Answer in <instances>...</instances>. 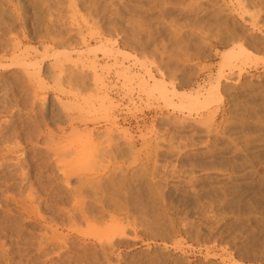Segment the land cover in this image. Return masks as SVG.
I'll return each mask as SVG.
<instances>
[{
	"label": "rangeland",
	"instance_id": "374dc122",
	"mask_svg": "<svg viewBox=\"0 0 264 264\" xmlns=\"http://www.w3.org/2000/svg\"><path fill=\"white\" fill-rule=\"evenodd\" d=\"M7 1L0 0V20L5 19L0 21L1 29L14 32L7 33V37L16 35L21 40L20 25H24L27 40L21 41V48L25 46L31 52L32 61L42 59V77L46 80L28 82L20 67L11 69L0 61V148L14 150L4 151L7 161H1L7 167L0 168V264H51L38 251L42 227L35 219L43 216L60 221L70 205L83 204L122 207L121 211L111 207L115 218L124 224L129 220L136 223L135 227L126 226L124 245L105 251L104 264H264V0ZM7 37L0 38L2 45H6ZM239 47L240 53L235 51ZM229 54L236 58L230 56V62L223 61ZM117 67L133 73L130 82L117 73ZM58 69L61 73L55 78L53 72L56 74ZM141 82H145L143 88L139 87ZM154 83L168 92L160 93ZM89 93L95 97L107 95L112 101L113 105H108L111 108H105L107 116L100 101H96L98 106L95 97L89 99ZM208 93V105L192 103L193 106L187 98ZM81 94L90 101L94 99L93 105L89 101L85 106L92 110L98 106L95 114H101H89L91 121L93 117L96 121H86L87 126L81 128L91 129L100 147L109 141L117 143L125 157L99 155L96 164L85 165L66 153L68 157L62 155L58 166L45 153L29 150L38 125L48 119L66 123L67 111L76 116L75 111L65 108L74 101L82 103ZM53 96H57L59 105L54 101L48 114L44 104ZM18 143L30 151L27 161L20 162L23 174L22 168L14 167V161H10L15 155L21 157L14 148ZM61 166L71 179L67 183H63ZM74 167L80 169L74 173ZM108 168L112 171L107 172ZM125 214L129 219L124 218ZM82 224L78 226L81 230L87 227ZM91 247L86 250L91 252L87 258L80 257L82 250L80 254L72 252L65 263L92 264L98 259L103 264V258L99 259L102 253ZM97 261L94 264H100Z\"/></svg>",
	"mask_w": 264,
	"mask_h": 264
},
{
	"label": "bare ground",
	"instance_id": "6f19581e",
	"mask_svg": "<svg viewBox=\"0 0 264 264\" xmlns=\"http://www.w3.org/2000/svg\"><path fill=\"white\" fill-rule=\"evenodd\" d=\"M4 1V0H3ZM7 1V0H6ZM14 1V0H13ZM24 1V0H23ZM20 2V1H19ZM237 2V1H236ZM7 3H9V1H7ZM15 3V2H14ZM18 3V2H17ZM241 3V2H240ZM10 4V3H9ZM26 4V3H25ZM12 5V4H11ZM239 5V4H238ZM257 5V4H256ZM248 6V5H247ZM247 6H246V9H247ZM251 6V5H250ZM262 6V5H261ZM1 7V6H0ZM216 7V6H215ZM253 7V6H252ZM262 7H264V6H262ZM8 8V7H7ZM14 8V7H13ZM214 8V7H213ZM243 8V7H242ZM15 9V8H14ZM7 10V9H6ZM22 10V9H21ZM31 10V9H30ZM252 10V9H251ZM213 11H215V10H213ZM19 12V11H18ZM17 12V13H18ZM232 12V11H231ZM16 13V12H15ZM2 14V13H1ZM13 14V13H12ZM255 14V13H254ZM19 15V14H18ZM23 15V14H22ZM33 15V14H32ZM10 16V15H9ZM25 16V15H24ZM23 16V17H24ZM256 16V15H255ZM2 17V16H1ZM0 17V18H1ZM3 17H5V16H3ZM14 17H16L15 19L17 20V19H19V16H14ZM21 17V16H20ZM23 17H21V18H23ZM10 18V17H9ZM20 18V19H21ZM41 18H42V16H41ZM219 18V17H218ZM254 18V17H253ZM4 20L5 19H3L2 18V20H0V21H3L4 22ZM23 20V19H22ZM40 20V19H39ZM194 20H195V18H194ZM1 23V22H0ZM95 22H93L92 23V25L94 24ZM4 24V23H3ZM96 24V23H95ZM197 24V23H196ZM5 25V24H4ZM192 25V24H191ZM198 25V24H197ZM17 26V25H16ZM24 25L23 24H21L20 25V34H21V40L19 39V40H17V37H16V35H14V37H11V36H8L7 37V33H10L11 31L9 30V29H1V25H0V36L2 37V36H5V37H7L6 38V45H2V42H1V40H0V61H1V63L2 62H4L3 63V65L4 66H9V68H11V69H13V68H15V67H20L19 69H22V72H23V74L25 75V77L26 78H28L27 79V81L29 82V80L31 81L32 79H34V81H36V82H39V83H41L42 82V80H46V78H44V77H42L43 76V72L41 71V62H42V59H39L38 61L36 60V61H32L31 59V55L29 54V53H31V52H29V51H27L26 50V47L24 48L23 46V48H21V45H20V43H21V41H23V40H27V36H26V30H25V28L23 27ZM228 26V25H227ZM230 26V25H229ZM42 27V26H41ZM177 27H178V25H177ZM180 27V26H179ZM198 27V26H197ZM206 27V26H205ZM210 27V26H209ZM45 28V27H44ZM50 28V27H49ZM192 28V27H191ZM11 29V28H10ZM15 29V28H14ZM13 29V30H14ZM56 29V28H55ZM60 29V28H59ZM110 29V28H109ZM114 29V28H113ZM128 29V28H127ZM131 29V28H130ZM129 29V30H130ZM230 29V28H229ZM232 29V28H231ZM234 29V28H233ZM120 30V29H119ZM201 30V29H200ZM204 30V29H203ZM62 31V30H61ZM114 31V30H113ZM126 31V30H125ZM205 31V30H204ZM218 31V30H217ZM28 32V31H27ZM89 32H90V30H89ZM98 32V31H97ZM137 32V31H136ZM201 32V31H200ZM199 32V33H200ZM12 33H14V32H12ZM12 33H10V35L12 34ZM59 33V32H58ZM122 33V32H121ZM192 34V33H191ZM119 35V34H118ZM127 36V35H126ZM131 36V35H130ZM231 36V35H230ZM0 37V38H1ZM20 37V36H19ZM79 37V36H78ZM90 37H91V35H90ZM133 37V36H132ZM65 38V37H64ZM119 38V37H118ZM2 39V38H1ZM57 39V38H56ZM88 39V38H87ZM140 40V39H139ZM84 41V40H83ZM125 41V40H124ZM99 42V41H98ZM134 42V41H133ZM127 43V42H126ZM131 43V42H130ZM137 43V42H136ZM5 44V43H4ZM82 44H83V42H82ZM98 44V43H97ZM53 45V44H52ZM63 45V44H62ZM76 45H78V44H76ZM75 45V46H76ZM100 45V44H99ZM28 46V45H27ZM44 46V45H43ZM49 46V45H48ZM64 46V45H63ZM62 46V47H63ZM29 47V46H28ZM68 47V46H67ZM137 47V46H136ZM242 47V46H241ZM31 49H32V47H30ZM29 48V49H30ZM43 49H44V47H42ZM41 48V49H42ZM91 48H93V47H91ZM238 48V47H237ZM30 49V50H31ZM67 49V48H66ZM89 49V48H88ZM87 49V50H88ZM95 48H93V53L94 52H96V50H94ZM97 51H99V49L100 48H98L97 47ZM107 49H109V48H107ZM111 49V48H110ZM109 49V50H110ZM232 49H234V48H232ZM240 49H242V48H240L239 47V49L238 50H235V51H238L239 53H240ZM109 50H107L108 51V53L110 54L111 52H112V50L113 49H111V52H109ZM37 51V50H36ZM60 51V50H59ZM59 51H56L57 52V54H59V55H61L60 53H59ZM62 51V50H61ZM60 51V52H61ZM75 51V50H74ZM90 51V50H89ZM234 51V50H233ZM33 52H35V51H33ZM39 52V51H38ZM41 52V51H40ZM40 52H39V54H40ZM54 52V51H53ZM63 52V51H62ZM65 52H66V50H65ZM72 52V51H71ZM79 52V51H78ZM81 52H83V51H81ZM80 52V53H81ZM85 52V51H84ZM87 52V51H86ZM85 52V53H86ZM91 52V51H90ZM114 52H116L115 50H114ZM245 51H244V48H243V53H244ZM67 53H69V50H68V52ZM92 53V54H93ZM237 53V52H236ZM33 54V53H32ZM36 54V53H35ZM45 54V53H44ZM82 54V53H81ZM42 55V54H41ZM40 55V56H41ZM52 55V54H51ZM50 55V56H51ZM65 55V54H64ZM103 55V54H102ZM43 56V55H42ZM46 56L47 57H49V55H47L46 54ZM62 56H63V53H62ZM78 56V55H77ZM76 56V57H77ZM231 55L229 54V55H227V56H224L223 57V61H226V62H230V60L229 59H231V57H234V55L233 56H231ZM241 56V55H240ZM36 57V56H35ZM64 57V56H63ZM93 57H96V56H94L93 55ZM56 58H59V57H56ZM113 58H115L114 56H113ZM236 57H234L233 59H235ZM246 58V57H245ZM36 59H37V57H36ZM45 59V58H44ZM64 59H66V58H64ZM70 58H68V60H69ZM121 59V58H120ZM61 60V59H60ZM67 60V59H66ZM76 60H77V58H76ZM81 60V59H80ZM88 60V59H87ZM86 60V61H87ZM91 60H92V58H91ZM90 60V61H91ZM227 60H229V61H227ZM232 60V59H231ZM8 62V64H6L5 65V62ZM31 61H32V63H31ZM58 60H56L55 62H57ZM63 61V60H62ZM61 61V62H62ZM77 61H79V60H77ZM66 62V61H65ZM73 62V61H72ZM51 63V62H50ZM60 63V62H59ZM64 63V62H63ZM75 63V62H74ZM88 63V62H87ZM91 63H93L92 61H91ZM91 63H89V64H91ZM104 63V62H103ZM57 64V63H56ZM99 64V63H98ZM120 64V63H119ZM119 64H116L117 66L119 65ZM228 64V63H227ZM230 64V63H229ZM3 65H0V67H2ZM60 65H62V63L61 64H59V66ZM76 65V64H75ZM100 65V64H99ZM115 65V66H116ZM51 66V65H50ZM106 66V65H105ZM123 66V65H122ZM233 66V65H232ZM48 67V66H47ZM94 67V66H93ZM120 67V66H119ZM127 67V66H126ZM51 68V67H50ZM95 68V67H94ZM99 68V67H98ZM101 68V67H100ZM118 68V67H117ZM61 69V68H60ZM60 69H58V72H56V74L53 72V76L56 78V77H58L59 76V73H61V70ZM93 69V68H92ZM96 69V68H95ZM119 69V68H118ZM127 68H123V67H121L119 70H117L118 72V74L119 75H121V76H123L124 77V79H131V76H132V74H129L128 72L129 71H127L126 70ZM100 70V69H99ZM54 71V70H53ZM109 71V70H108ZM108 71H106V73L108 72ZM147 71V70H146ZM15 72V71H14ZM21 72V71H20ZM149 72V71H148ZM22 74V73H21ZM94 74V73H93ZM150 74H152V73H150ZM136 75H137V73H136ZM136 75H134L135 76V78H136ZM46 76V75H45ZM53 76H50V77H52L53 78ZM98 76V75H97ZM49 77V78H50ZM94 78H95V76H93ZM100 77V76H99ZM150 77V76H149ZM151 77H153L152 75H151ZM59 78V77H58ZM134 78V79H135ZM5 79V78H4ZM69 79H70V77H69ZM98 79V78H97ZM133 78H132V80H134ZM137 79V78H136ZM135 79V80H136ZM52 80V79H51ZM67 80V79H66ZM98 80H102V79H98ZM134 80V81H135ZM142 80V82H143V79H141ZM140 79L139 80H136V82L137 81H141ZM162 80V79H161ZM26 81V80H25ZM33 81V80H32ZM23 82V81H22ZM27 82V83H28ZM36 82H35V84H36ZM52 82V81H51ZM128 82H130V80H128ZM127 82V83H128ZM142 82H141V86H139L138 85V83H137V85L141 88L142 86H144L145 85V82H144V85L142 84ZM154 82H157V80H155ZM161 82V81H160ZM159 82V86L161 87V83ZM30 83H32V82H30ZM147 83V82H146ZM25 84H26V82H25ZM55 84H57V83H55ZM100 84V83H99ZM155 85H157V83H154ZM33 85V84H32ZM38 85V84H37ZM41 85V84H40ZM71 85V84H70ZM152 85H153V83H152ZM34 86V85H33ZM42 86V85H41ZM93 86H94V83H93ZM213 86V85H212ZM8 87V86H7ZM36 87V86H35ZM44 87H45V85H44ZM130 87V86H129ZM153 87H155V86H153ZM157 87H158V85H157ZM163 87V86H162ZM161 87V88H162ZM104 88V87H103ZM143 88V87H142ZM145 88H146V86H145ZM148 88V87H147ZM152 87H150V89H151ZM149 89V88H148ZM149 89V90H150ZM215 89V88H214ZM7 90V89H6ZM97 90V89H96ZM99 90V89H98ZM100 90H101V88H100ZM99 90V91H100ZM129 90V89H128ZM143 90V89H142ZM142 90L140 89V91L142 92ZM152 90V89H151ZM158 90L160 91V93H162V92H165V91H162V90H160L159 89V87H158ZM165 90V89H164ZM211 90V89H210ZM103 91V90H102ZM105 91V90H104ZM131 91V90H130ZM147 90H145V92H146ZM162 91V92H161ZM171 91H173V90H171ZM206 91V90H205ZM98 92V91H97ZM168 92V91H167ZM167 92H165V93H167ZM170 92V91H169ZM174 92H176V91H174ZM6 93V92H5ZM32 93H34V91L32 92ZM102 93V92H101ZM100 93V94H101ZM143 93V92H142ZM171 93V92H170ZM13 94H15V93H13ZM98 94V93H97ZM96 94V95H97ZM99 94V96L98 97H95L93 94L92 95H90V93H89V99H90V97L91 96H93V97H95L96 99H95V102L96 101H100V105L102 106L101 107V109L103 108V110H105V108L107 107H109V106H112V105H110L111 103L110 102H112V101H110V99L107 97V95H104V94H101L100 95ZM197 94V93H196ZM9 95V94H8ZM43 95L45 96V93H43ZM42 95V96H43ZM173 95V94H172ZM172 95H170V96H172ZM180 96H181V94H179ZM30 96V95H29ZM71 96H73L72 94H71ZM76 96V95H75ZM165 96V95H164ZM185 96H187V95H185ZM211 95H210V93H208L206 96H203V97H201V96H191L190 98L189 97H187L188 99H189V101L191 102V104L193 103L194 105L195 104H206L209 100V97H210ZM213 97H214V94L212 95ZM40 97V96H39ZM57 97V96H56ZM56 97H54L53 96V98L51 97V99H48V103H46V104H44V100L42 101V104H44V105H46L47 107V110H48V114L51 112V106L54 104V101L56 102L57 101V104H58V102H59V99L58 98H56ZM84 96H82V94H81V96H80V100L79 101H81V99H83V102L82 103H75L74 104V102H73V104H72V106H69L68 108H65L66 110L65 111H67V110H73V111H75L76 112V116H73V114L71 115V113H69L68 111L65 113L64 112V116L67 118V120H66V123H63V124H61L60 122H53V121H51L50 119H48V120H43L42 122H43V124H42V126H40V125H38L37 126V130H36V135H35V139H34V142H33V144H32V146H30V148H29V150L31 151V149H32V151H38L39 153H45L46 155H44V156H50V157H52L54 160H52V161H55L56 163L55 164H57L60 160H61V156L62 155H64V154H72L73 156H75L74 157V160H77L76 162H78V163H80V164H82V162H83V164H92L95 160L97 161L99 158H100V156H104V157H106V158H108V156L109 157H116V156H122V155H124L125 153L123 152L124 150H122L121 149V147L119 148L118 147V145H116V144H111L110 143V141L109 142H107L106 140V142H107V144L105 145V146H103V147H100L101 146V144H100V142H94V139H93V133H92V131H91V129H89L90 131H87L86 130V128H81V126L82 125H84V127L85 126H87V123H86V121L87 122H90L91 121V116L93 115L92 114V112H94V114H95V110H97V108L96 107H98L99 105H98V102H96L97 103V105L98 106H96L95 107V110H92L90 107H89V109H88V106H85L86 105V103H88L90 100H88L87 98L85 99V97L83 98ZM20 98V97H19ZM34 98V97H33ZM75 98V97H74ZM77 98V97H76ZM75 98V99H76ZM92 98V97H91ZM186 98V97H185ZM98 99V100H97ZM109 99V100H108ZM181 99H183V98H181ZM17 100H18V98H17ZM92 100H94V99H91V101ZM77 101V100H76ZM90 101V102H91ZM9 102V101H8ZM71 102V101H70ZM212 102V101H211ZM72 103V102H71ZM92 103V102H91ZM108 103V104H107ZM180 103V102H179ZM210 103V102H209ZM41 104V105H42ZM56 104V103H55ZM60 104H61V102H60ZM64 104V103H63ZM69 104V103H68ZM94 104V102L92 103V105ZM107 104V105H106ZM183 104V103H182ZM192 104V105H193ZM59 105V104H58ZM67 105V104H66ZM89 105V104H88ZM91 105V104H90ZM89 105V106H90ZM91 105V106H92ZM109 105V106H108ZM180 105H181V103H180ZM185 105V104H184ZM193 105V106H194ZM203 105V106H204ZM206 105H208V104H206ZM35 106V105H34ZM40 106V105H39ZM68 106V105H67ZM66 106V107H67ZM191 106V105H190ZM25 107V106H24ZM181 107V106H180ZM206 107V106H205ZM100 108V107H99ZM107 108H106V110H107ZM111 107H109L108 109H110ZM184 108V107H183ZM195 108V107H194ZM199 108V107H198ZM7 109V108H6ZM94 109V108H93ZM190 109V108H189ZM62 110V109H61ZM106 110L103 112L104 114H105V116H107L106 115ZM9 111V110H8ZM98 111V110H97ZM96 111V112H97ZM110 111V110H109ZM12 112H14V111H12ZM18 112V111H17ZM99 112V111H98ZM100 112H101V110H100ZM11 114V113H10ZM42 114V113H41ZM89 114H92V115H90L89 116ZM104 114H102V115H104ZM108 114V113H107ZM34 115V114H33ZM39 115V114H38ZM75 115V114H74ZM96 115V114H95ZM97 115H101V114H97ZM97 115H96V117H97ZM64 117V118H65ZM90 118V119H87V118ZM36 118V117H35ZM45 118V117H44ZM79 119V120H77V119ZM94 118V120H95V117H93ZM20 120V119H19ZM76 120L77 121H79V123L78 122H76ZM90 120V121H89ZM93 120V121H94ZM35 121V120H34ZM93 121H91V122H93ZM96 121V120H95ZM5 123V122H4ZM35 123V122H34ZM82 123V124H81ZM35 129V128H34ZM86 130V131H85ZM5 131V130H4ZM31 131V130H30ZM1 132V131H0ZM26 133V132H25ZM33 133H35V132H33ZM9 134V133H8ZM5 136V135H4ZM10 136V135H9ZM95 136V135H94ZM97 137V136H96ZM99 137V136H98ZM101 137V136H100ZM10 138V137H9ZM26 138V137H25ZM2 140H4V141H9V139L7 138V137H2L1 138ZM33 139V138H32ZM107 139H109V138H107ZM14 140V139H13ZM18 142V141H17ZM16 142V143H17ZM112 142H113V140H112ZM13 143V142H12ZM4 145H5V143H4ZM15 145V144H14ZM14 145H10V146H13L14 147ZM17 145V144H16ZM37 145H39L38 147H37ZM100 145V146H99ZM19 143H18V145H17V147L15 146L14 148H17L18 150H19V153L21 154V157H23V158H21V157H19V156H17L16 157V155H15V157H14V159L11 157V159H13V160H10V161H14V167H17V168H19L21 165V161H22V164H23V161L25 162V161H27V159H26V157H27V154H28V149L26 150V147L24 146V147H22V146H20V148H19ZM6 147H8L7 145H6ZM5 147V148H6ZM223 147V146H222ZM4 148V149H5ZM6 150V151H5ZM5 150H3V148L1 149L0 148V168L1 167H3V169L5 168V167H7V164L4 162L6 159H4V151L5 152H12V151H14V150H12L10 147L9 148H6ZM17 151V150H16ZM29 151V152H30ZM126 151V150H125ZM18 152V151H17ZM183 152V151H182ZM249 152V151H248ZM16 154V153H15ZM18 154V153H17ZM66 154V155H67ZM179 154H180V152H179ZM231 154V153H230ZM250 154V153H249ZM19 155V154H18ZM43 155V154H42ZM100 155V156H99ZM176 155H177V153H176ZM37 156V155H36ZM221 156V155H220ZM6 157V156H5ZM67 157H68V155H67ZM71 157V156H70ZM69 157V158H70ZM98 157V159H96ZM104 157H102V158H104ZM124 157H125V155H124ZM177 158H178V156H176ZM21 158V159H20ZM52 158H50V159H52ZM111 158H109V160L111 159ZM118 158V157H117ZM49 159V160H50ZM65 160H67L66 158H64ZM63 159V160H64ZM262 159H264V158H262ZM1 160H4V161H1ZM102 160V159H101ZM101 160H99V162L101 161ZM104 160V159H103ZM106 160H108V159H106ZM115 160V159H114ZM214 160V159H213ZM7 161V160H6ZM9 161V162H10ZM30 161V160H29ZM70 161V160H69ZM112 161V160H111ZM31 162V161H30ZM40 162V161H39ZM61 162V161H60ZM67 162V161H66ZM66 162H64V165L65 164H67ZM90 162V163H89ZM104 162H105V160H104ZM108 162V161H107ZM106 162V163H107ZM8 163V162H7ZM10 163H13V162H10ZM10 163L8 164V166L10 165ZM37 163V162H36ZM50 163V162H49ZM95 163V162H94ZM93 163V164H94ZM211 163V162H210ZM90 164V165H91ZM96 164V163H95ZM101 164V163H100ZM6 165V166H5ZM58 165V164H57ZM72 165L73 166H75L73 163H72ZM72 165H71V167H72ZM89 165V166H90ZM99 165V164H98ZM97 165V166H98ZM102 165V164H101ZM103 165H104V163H103ZM107 165V164H106ZM5 166V167H4ZM11 166H13V165H11ZM42 166V165H41ZM59 166V165H58ZM77 166V165H76ZM80 166V165H79ZM82 166V165H81ZM84 166V165H83ZM105 166V165H104ZM112 166V165H111ZM13 167V168H14ZM67 167V166H66ZM69 168L68 170H69V172H71L72 171V168ZM85 167V166H84ZM93 167V166H92ZM208 167V166H207ZM211 167V166H210ZM20 168H22V167H20ZM54 168V167H53ZM55 168H57V167H55ZM62 168V166L61 167H59V170ZM76 167H74V173H76V170L78 169H75ZM89 168H91V166L89 167ZM98 168H100V167H98ZM113 168V167H112ZM29 169V168H28ZM70 169H71V171H70ZM79 169H80V167H79ZM78 169V170H79ZM86 169H87V166H86ZM91 169H93V168H91ZM103 169V168H102ZM2 170V169H1ZM7 170V169H6ZM77 170V171H78ZM97 170V169H96ZM110 170V168H108L107 169V172ZM154 170V169H153ZM18 171V170H17ZM20 171V170H19ZM83 170H81V171H79V172H82ZM93 171V170H92ZM104 171V170H103ZM110 171H112V170H110ZM152 171V170H151ZM150 171V172H151ZM22 174H23V168H22ZM41 172V171H40ZM72 172V173H73ZM84 172V171H83ZM87 172V171H86ZM91 172V171H90ZM63 176H62V178H64L63 180V183L64 182H66L67 183V181L70 179L69 177H68V174H66L62 169H61V172H60ZM102 173V172H101ZM153 173V172H152ZM27 174V173H26ZM25 174V175H26ZM81 174V173H80ZM110 174V173H109ZM191 173H189V175H190ZM73 175H76V174H73ZM105 175V174H104ZM106 175H108V173L106 174ZM111 175V174H110ZM78 176V175H77ZM101 176V175H100ZM47 177V176H46ZM92 177V176H91ZM191 177V176H190ZM81 182H83V179H84V177H82V174H81ZM89 178V177H88ZM107 178V177H106ZM112 178V177H111ZM58 179V178H57ZM77 179V178H76ZM86 179H87V177H86ZM193 179V178H192ZM52 180V179H51ZM62 180V179H61ZM71 180V179H70ZM79 180V179H78ZM87 180H89V179H87ZM96 180V179H95ZM111 180V179H110ZM186 180V179H185ZM190 180H191V178H190ZM21 181V180H20ZM19 181V182H20ZM32 181V180H31ZM77 181V180H76ZM84 181H86V180H84ZM94 181V180H93ZM16 182V181H15ZM49 182V181H48ZM87 182V181H86ZM91 182V181H90ZM136 182V181H135ZM165 182V181H164ZM190 182V181H189ZM194 182V181H193ZM28 183V182H27ZM31 183V182H30ZM78 183H80V182H78ZM93 183H95V182H93ZM114 183V182H113ZM112 183V184H113ZM122 183V182H121ZM155 183V182H154ZM153 183V185H155ZM159 183V182H158ZM8 184V183H7ZM15 184H17V183H15ZM43 184V183H42ZM83 184V183H82ZM81 184V185H82ZM88 184V183H87ZM123 184V183H122ZM26 185V184H25ZM29 185V184H28ZM47 185V184H46ZM55 185V184H54ZM65 185V184H64ZM89 185V184H88ZM121 185V184H120ZM137 185V184H136ZM3 186V185H2ZM32 186V185H31ZM66 186V185H65ZM68 186V185H67ZM80 186V185H79ZM95 186H97V185H95ZM101 186V185H100ZM156 186V185H155ZM235 186V185H234ZM237 186V185H236ZM119 187V186H118ZM254 187V186H253ZM92 188H93V186H92ZM91 188V189H92ZM107 188V187H106ZM151 188V187H150ZM68 189V188H67ZM156 189H158V188H156ZM190 189V188H189ZM26 190H29V189H26ZM37 190V189H36ZM104 190V189H103ZM107 190V189H106ZM151 190H153V189H150V191ZM193 190V189H192ZM196 190V189H195ZM207 190V189H206ZM24 191V190H23ZM82 191V190H81ZM84 191V190H83ZM82 191V192H83ZM92 191H94V190H92ZM127 191V190H126ZM149 191V190H148ZM154 191H155V188H154ZM224 191V190H223ZM1 192V191H0ZM12 192V191H11ZM41 192V191H40ZM78 192H79V190H78ZM97 192V191H96ZM158 192H159V190H158ZM161 192V191H160ZM196 192V191H195ZM26 193H27V191H26ZM26 193H25V195H26ZM31 193V192H30ZM29 193V194H30ZM75 193V192H74ZM80 193V192H79ZM86 193V192H85ZM93 193V192H92ZM114 193V192H113ZM126 193V192H125ZM132 193H133V191H132ZM3 194V193H2ZM6 194H7V192H6ZM5 194V195H6ZM9 194H10V192H9ZM35 194V193H34ZM41 194V193H40ZM95 194V193H94ZM93 194V195H94ZM112 194V193H111ZM19 196H20V194H18ZM23 195H24V193H23ZM36 195V194H35ZM81 195V194H80ZM84 195V194H83ZM88 195V194H87ZM101 195V194H100ZM3 196H4V194H3ZM9 196V195H8ZM16 196V195H15ZM28 196V195H27ZM74 196V195H73ZM102 196V195H101ZM139 196V195H138ZM161 196H162V194H161ZM11 197V196H10ZM22 197V196H21ZM20 197V198H21ZM29 197H30V195H29ZM36 197V196H35ZM58 197V196H57ZM89 198H90V196H88ZM99 197V196H98ZM135 196L133 195V198H134ZM144 197V196H143ZM229 197V196H228ZM239 197V196H238ZM248 197V196H247ZM2 198V197H1ZM13 198H14V196H13ZM16 198H18V197H16ZM24 198H25V196H24ZM24 198H22V200L24 199ZM64 198V197H63ZM75 199H76V197H74ZM136 198V197H135ZM159 198V197H158ZM193 198V197H192ZM11 199V198H10ZM27 199V198H26ZM30 199V198H29ZM36 199V198H35ZM55 199V198H54ZM57 199V198H56ZM83 199H85V198H83ZM94 199H95V196H94ZM184 199V198H183ZM211 199V198H210ZM233 199V198H232ZM16 200V199H15ZM21 200V199H20ZM37 200V199H36ZM73 200V199H72ZM77 200V199H76ZM86 200H87V198H86ZM92 200H93V197H92ZM110 200V199H109ZM164 200V199H163ZM223 200V199H222ZM225 200V199H224ZM231 200V199H230ZM14 201V200H13ZM17 201V200H16ZM28 201H30V200H28ZM59 201V200H58ZM61 201V200H60ZM79 201V200H78ZM82 201V203L84 202V200H81ZM89 201V200H88ZM94 202H96L95 200H93ZM241 201V200H240ZM25 202V200L23 201V203ZM40 202V201H39ZM86 202V201H85ZM106 202V201H105ZM111 202H112V200H111ZM132 201H130V203H131ZM224 202V201H223ZM1 203V202H0ZM7 203V202H6ZM19 203V202H18ZM22 203V202H21ZM71 203V202H70ZM69 203V204H70ZM76 203V202H75ZM79 203V202H78ZM90 203V202H89ZM129 203V204H130ZM213 203H215V202H213ZM228 203V202H227ZM234 203V202H233ZM25 204H27V203H25ZM25 204H23V205H25ZM52 204H53V202H52ZM66 204V203H65ZM80 204V203H79ZM86 204V203H85ZM103 204V203H102ZM3 205V204H2ZM6 205V204H5ZM63 205V204H62ZM61 205V206H62ZM114 205V204H113ZM131 205H132V203H131ZM131 205H129L130 207H131ZM227 205H229V204H227ZM232 205V204H231ZM34 206V205H33ZM116 206V205H115ZM113 207V206H110V205H70L68 208L69 209H66L67 211H64V212H66L65 213V217L62 219V217H61V220L60 221H58V220H56V221H54V219H48L47 217H43L42 215V217H37L35 220H38L39 221V224H41L40 226L42 227V230H41V234H40V236L38 237L39 239V242L37 243L38 245H37V247H38V251L40 252V253H42L47 259H48V262H51V264H52V262H57L58 261V263L59 264H66L65 262V259L67 258V261L69 262V259H70V257H69V254L71 253L72 254V252L73 253H76V254H78L81 250L85 253H81V255H80V257L81 256H83V258L85 257V258H87L88 257V254L87 253H91V252H86V250H87V248L89 247H91V246H93L94 248H97L98 250H99V253L101 252L102 254H100L101 256H100V258H99V256L98 257H96L95 259H97V258H99V259H101V257H102V255L104 256L106 253H105V251L108 249V248H110L109 250H111V249H113V248H119L120 246H122V245H124V236H125V234H126V226H128L129 227V225L131 226H134L135 227V225H136V223L134 222V220H129V221H131V222H129V221H127L126 222V224H124L121 220H119L118 218L116 219L115 218V216L113 215V213L115 212V211H113V209L115 210V209H118L119 211H121V210H123L122 209V207L120 208L119 206H117V207ZM255 206V205H254ZM10 207H12V206H10ZM27 207V206H26ZM38 207V206H37ZM113 209H112V208ZM136 207V206H135ZM140 207H141V205H140ZM30 208V207H29ZM35 208H36V206H35ZM40 208H41V206H40ZM48 208V207H47ZM64 208V207H63ZM120 208V209H119ZM133 208V207H132ZM229 208V207H228ZM3 209V208H2ZM7 209V208H6ZM19 209V208H18ZM21 209V208H20ZM27 209V208H26ZM34 208H32L31 210L34 212L35 210H33ZM37 209V208H36ZM39 209V208H38ZM38 209L36 210V211H38ZM112 209V210H111ZM127 209V208H126ZM230 209V208H229ZM4 210V209H3ZM17 210V209H16ZM143 210H145V209H143ZM225 210V209H224ZM11 211V210H10ZM18 211V210H17ZM30 211V210H29ZM32 211H30V212H32ZM128 211V210H127ZM126 211V212H127ZM135 211V210H134ZM173 211V210H172ZM181 211V210H180ZM188 211V210H187ZM9 212V211H8ZM21 212V211H20ZM29 212V213H30ZM32 212V213H33ZM184 212V211H183ZM218 212V211H217ZM222 212V211H221ZM220 212V213H221ZM232 212V211H231ZM236 212V211H235ZM7 212H5V214H6ZM22 213V212H21ZM35 213V212H34ZM37 213V212H36ZM39 213V212H38ZM46 213V212H45ZM49 213V212H48ZM117 213V212H116ZM180 213V212H179ZM40 214V213H39ZM64 214V213H63ZM115 214V213H114ZM2 215V214H1ZM36 215H38V214H36ZM134 215H136L137 216V214H134ZM206 215H207V213H206ZM205 215V216H206ZM45 216V215H44ZM63 216V215H62ZM19 217V216H18ZM57 217V216H56ZM60 217H58V218H60ZM221 217H222V215H221ZM21 218V217H20ZM23 218V217H22ZM34 218V217H33ZM105 218H107V220H105ZM124 218H128L129 219V217L127 216V214H125L124 215ZM143 218V217H142ZM32 219V218H31ZM127 219V220H128ZM134 219V218H133ZM139 219V218H138ZM181 219V218H180ZM221 219V218H220ZM21 220V219H20ZM30 220V219H29ZM105 220V221H104ZM123 220V219H122ZM34 221V220H33ZM37 221V222H38ZM99 222L97 225H100V226H98V229H97V225L96 226H94V224H96V222ZM181 221V220H180ZM179 221V222H180ZM195 221V220H194ZM82 222L84 223V224H86L87 225V227L89 228L88 229V231L86 230L87 229V227L85 228V229H83V230H81L80 229V227H78L79 226V224H80V226L82 227ZM137 222H140V221H137ZM152 222V221H151ZM32 223V222H31ZM35 223V222H34ZM53 223V224H52ZM142 223V222H141ZM144 223V222H143ZM78 224V225H77ZM82 224V225H81ZM104 226V227H102L101 228V226L102 225ZM184 224V223H183ZM191 224V223H190ZM2 225V224H1ZM201 225V224H200ZM7 227V226H6ZM96 227V228H95ZM100 227V228H99ZM127 227V228H128ZM15 228V227H14ZM23 228V227H22ZM80 230H79V229ZM143 228V227H142ZM168 228V227H167ZM2 229V228H1ZM7 229V228H6ZM19 229V228H18ZM36 229V228H35ZM92 229H94V230H92ZM130 229V228H129ZM154 229V228H153ZM159 229V228H158ZM193 229V228H192ZM30 230V229H29ZM92 230V231H91ZM133 230V229H132ZM164 230V229H163ZM169 230H170V227H169ZM33 231V230H32ZM39 231V230H38ZM87 231V232H86ZM162 231V230H161ZM174 231V230H173ZM12 232V231H11ZM19 232V231H18ZM40 232V231H39ZM90 232H92V233H90ZM97 232V233H96ZM176 232V231H175ZM186 232V231H185ZM14 233V232H13ZM134 233V232H133ZM147 233V232H146ZM193 233V232H192ZM27 234H29V233H27ZM34 234V233H33ZM20 235V234H19ZM93 236V238L92 237H90V236ZM191 235V234H190ZM189 235V236H190ZM154 236V235H153ZM192 236V235H191ZM195 236V235H194ZM23 237V236H22ZM26 237V236H25ZM94 237H96V240H95V238ZM198 237V236H197ZM18 238V237H17ZM21 238V237H20ZM137 238V237H136ZM154 238H155V236H154ZM16 239V238H15ZM33 239V238H32ZM36 239V238H35ZM126 239V238H125ZM2 240V239H1ZM23 240V239H22ZM34 240V239H33ZM37 240V241H38ZM139 240V239H138ZM17 241V240H16ZM28 241V240H27ZM36 241V240H35ZM142 241V240H141ZM26 242V241H25ZM149 242V241H148ZM27 243V242H26ZM146 243V242H145ZM1 244V243H0ZM109 246V247H107V245ZM3 245V244H2ZM76 245H79V246H81V248H79L78 246H76ZM91 245V246H90ZM19 246V245H18ZM116 246V247H115ZM128 246V245H127ZM3 247V246H2ZM5 247V246H4ZM20 247V246H19ZM31 247V246H30ZM37 247H36V251H37ZM93 247H91V249L93 248ZM5 248H7V247H5ZM18 248V247H17ZM24 248V247H23ZM22 248V249H23ZM88 248V249H89ZM3 249V248H2ZM10 249H11V247H10ZM20 249V248H19ZM32 249V248H31ZM4 250V249H3ZM8 250H9V248H8ZM94 250V249H93ZM108 250V251H109ZM114 250V249H113ZM119 250V249H118ZM24 251V250H23ZM22 251V252H23ZM35 251V250H34ZM79 251V252H78ZM89 251V250H88ZM96 251V249L94 250V252ZM21 252V253H22ZM7 253V252H6ZM28 253V252H27ZM117 253V252H116ZM80 254V253H79ZM82 254H84V255H82ZM93 254V253H92ZM92 254H90V255H92ZM96 254V253H95ZM95 254H93L94 256H95ZM0 255H2V254H0ZM20 255V254H19ZM18 255V256H19ZM35 255V254H34ZM55 255V256H54ZM73 255V254H72ZM72 255H70L71 257H72ZM92 255V256H93ZM43 256V257H44ZM54 256V257H53ZM92 256H91V258H92ZM106 256V255H105ZM30 257V256H29ZM44 257V258H45ZM79 257V256H78ZM119 257V256H118ZM162 257V256H161ZM163 257H165V256H163ZM2 258V257H1ZM10 258V257H9ZM77 258V257H76ZM82 258V259H83ZM103 259V261L104 260H106L107 258L106 257H102ZM105 258V259H104ZM123 258V257H122ZM131 258V257H130ZM134 258V257H133ZM82 259H77V260H82ZM93 259H94V257H93ZM92 259V260H93ZM136 259V258H135ZM6 260V259H5ZM33 260V259H32ZM74 260V259H73ZM77 260H75V261H77ZM83 260H87V259H83ZM89 260V259H88ZM87 260V261H88ZM98 260V259H97ZM96 260V261H97ZM126 260V259H125ZM132 260V259H131ZM166 260V259H165ZM71 261V260H70ZM89 261H91V260H89ZM88 261V262H89ZM95 261V260H94ZM95 261V262H96ZM102 261V262H103ZM43 262V261H42ZM46 262V261H45ZM74 262V261H73ZM72 262V263H73ZM78 262V261H77ZM85 262V261H84ZM84 262L82 263H80V264H84ZM94 262V263H95ZM97 262H99V260L97 261ZM157 262V261H156ZM156 262L154 263V264H156ZM26 263V262H25ZM33 263V262H32ZM86 263V262H85ZM91 262H89V264H90ZM94 263H92V264H94ZM100 263V262H99ZM105 263V261L103 262V264ZM132 263V262H131ZM160 263V262H159ZM162 263V262H161ZM14 264V263H13ZM46 264V263H45ZM57 264V263H56ZM67 264H69V263H67ZM70 264H71V262H70ZM79 264V263H78ZM88 264V263H87ZM97 264V263H96ZM101 264V263H100ZM106 264H109V263H106ZM111 264V263H110Z\"/></svg>",
	"mask_w": 264,
	"mask_h": 264
}]
</instances>
